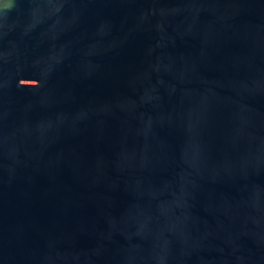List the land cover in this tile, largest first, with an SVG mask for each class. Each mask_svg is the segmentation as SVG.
I'll use <instances>...</instances> for the list:
<instances>
[{
	"label": "water",
	"instance_id": "1",
	"mask_svg": "<svg viewBox=\"0 0 264 264\" xmlns=\"http://www.w3.org/2000/svg\"><path fill=\"white\" fill-rule=\"evenodd\" d=\"M0 264H264V0H0Z\"/></svg>",
	"mask_w": 264,
	"mask_h": 264
}]
</instances>
